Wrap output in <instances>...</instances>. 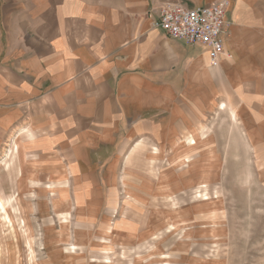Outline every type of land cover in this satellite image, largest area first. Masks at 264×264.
I'll use <instances>...</instances> for the list:
<instances>
[{
    "label": "crops",
    "instance_id": "1",
    "mask_svg": "<svg viewBox=\"0 0 264 264\" xmlns=\"http://www.w3.org/2000/svg\"><path fill=\"white\" fill-rule=\"evenodd\" d=\"M217 1L0 0V146L105 166L140 141L175 143L219 99L264 126V0H228L214 69L205 48L153 28L166 3Z\"/></svg>",
    "mask_w": 264,
    "mask_h": 264
},
{
    "label": "rangeland",
    "instance_id": "2",
    "mask_svg": "<svg viewBox=\"0 0 264 264\" xmlns=\"http://www.w3.org/2000/svg\"><path fill=\"white\" fill-rule=\"evenodd\" d=\"M220 102L175 143L105 166L50 165L10 138L0 264H264V126Z\"/></svg>",
    "mask_w": 264,
    "mask_h": 264
},
{
    "label": "built area",
    "instance_id": "3",
    "mask_svg": "<svg viewBox=\"0 0 264 264\" xmlns=\"http://www.w3.org/2000/svg\"><path fill=\"white\" fill-rule=\"evenodd\" d=\"M228 7V0H219L193 9L166 3L160 8L153 28L163 31L172 39L182 40L187 45L205 48L208 64L214 69L225 56L223 37L229 28L226 20Z\"/></svg>",
    "mask_w": 264,
    "mask_h": 264
}]
</instances>
